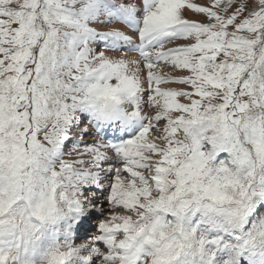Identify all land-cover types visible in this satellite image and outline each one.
<instances>
[{
  "label": "snow or ice",
  "instance_id": "1",
  "mask_svg": "<svg viewBox=\"0 0 264 264\" xmlns=\"http://www.w3.org/2000/svg\"><path fill=\"white\" fill-rule=\"evenodd\" d=\"M0 264H264V0H0Z\"/></svg>",
  "mask_w": 264,
  "mask_h": 264
},
{
  "label": "rangeland",
  "instance_id": "2",
  "mask_svg": "<svg viewBox=\"0 0 264 264\" xmlns=\"http://www.w3.org/2000/svg\"><path fill=\"white\" fill-rule=\"evenodd\" d=\"M123 30V29H122ZM164 71H168L167 69H165ZM90 142V141H89ZM67 158V157H66Z\"/></svg>",
  "mask_w": 264,
  "mask_h": 264
},
{
  "label": "bare ground",
  "instance_id": "3",
  "mask_svg": "<svg viewBox=\"0 0 264 264\" xmlns=\"http://www.w3.org/2000/svg\"><path fill=\"white\" fill-rule=\"evenodd\" d=\"M77 242H79V241H77Z\"/></svg>",
  "mask_w": 264,
  "mask_h": 264
}]
</instances>
